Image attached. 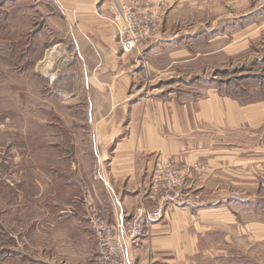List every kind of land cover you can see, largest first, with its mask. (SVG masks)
<instances>
[{
    "label": "crops",
    "instance_id": "1",
    "mask_svg": "<svg viewBox=\"0 0 264 264\" xmlns=\"http://www.w3.org/2000/svg\"><path fill=\"white\" fill-rule=\"evenodd\" d=\"M136 1L144 0H0V35H20L21 20L27 17L40 21L41 30L70 36L77 58L92 61L91 76L84 81L89 186L80 192L78 181L64 183L62 194L75 189L76 195L51 228L61 234L73 229L78 241L86 243L92 241L85 227L91 216L115 223L153 208L148 197L153 171L158 162L172 160L187 169L182 203L169 208L137 245H126V264H245L242 254L221 247L245 240L234 236L245 222L260 225L255 196L235 197L229 185L233 175L231 184L237 187L251 181L264 162V98L244 101L225 94L210 75L190 69L223 51L219 45L229 35L224 24L196 28L198 4L213 14L216 2L215 16L224 15L217 20L242 22L255 11L225 14L229 1L244 5L250 0H147L158 6L162 27L140 42V56L126 55L109 22L110 11ZM202 33L205 39L199 40ZM128 59L134 73L127 70ZM180 67L187 69L185 75L177 72ZM158 72L165 74L152 76ZM142 76L150 81L147 89ZM173 81L182 88L158 84ZM258 238L247 237L251 243H259ZM5 255L2 242L0 264Z\"/></svg>",
    "mask_w": 264,
    "mask_h": 264
},
{
    "label": "rangeland",
    "instance_id": "2",
    "mask_svg": "<svg viewBox=\"0 0 264 264\" xmlns=\"http://www.w3.org/2000/svg\"><path fill=\"white\" fill-rule=\"evenodd\" d=\"M225 5L228 16L255 13L242 22L217 20L224 15L215 16L216 2L213 14H206L203 4H198L196 28L224 24L229 35L219 45L225 46L223 51L214 52L210 61H196L190 72L210 75L214 86L244 101L264 98V0ZM161 27L162 21L159 30ZM52 31L41 30L40 21L26 17L21 20L20 35H0V245L3 242L5 247V264H43L45 260L94 264L96 259L100 233L96 219L103 220L101 217L86 220L93 242L78 241L72 228L63 234L51 228L52 222L61 219L62 207L76 195L75 189L62 194L64 183L78 181L80 192L89 186L92 159L87 154L90 133L84 81L93 70L90 59L77 58L70 36ZM200 37L204 40V33ZM133 52L140 56L139 45ZM129 61L127 70L134 73L136 68H130ZM143 65L148 70L147 60ZM177 72L185 75L187 69L180 67ZM161 74L165 73L152 76L160 78ZM142 79L147 89L150 81ZM179 82L158 84L175 90L182 88ZM92 93L90 88V97ZM231 178L235 175L230 176L229 185V190L238 193L235 197L239 193L247 199L255 196L260 225L253 228L245 222L234 235L245 240L221 248L242 254L245 264H264V162L258 164L254 179L244 185L231 184ZM248 236H258L259 243H251Z\"/></svg>",
    "mask_w": 264,
    "mask_h": 264
},
{
    "label": "built area",
    "instance_id": "3",
    "mask_svg": "<svg viewBox=\"0 0 264 264\" xmlns=\"http://www.w3.org/2000/svg\"><path fill=\"white\" fill-rule=\"evenodd\" d=\"M109 22L116 30L121 51L129 54L141 41L159 30L158 6L147 0L122 5L110 11ZM186 167L169 160L158 162L149 186L153 208L143 209L128 220L114 224L96 219L100 228L94 264H126V245H137L149 229L160 222L166 211L182 203Z\"/></svg>",
    "mask_w": 264,
    "mask_h": 264
}]
</instances>
